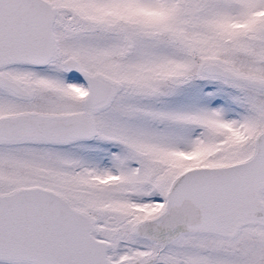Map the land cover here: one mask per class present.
<instances>
[{
    "label": "snow or ice",
    "instance_id": "6c2138e0",
    "mask_svg": "<svg viewBox=\"0 0 264 264\" xmlns=\"http://www.w3.org/2000/svg\"><path fill=\"white\" fill-rule=\"evenodd\" d=\"M0 264H264V0H0Z\"/></svg>",
    "mask_w": 264,
    "mask_h": 264
}]
</instances>
